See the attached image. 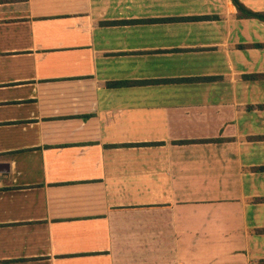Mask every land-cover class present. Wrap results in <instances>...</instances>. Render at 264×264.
<instances>
[{
	"label": "crops",
	"instance_id": "1",
	"mask_svg": "<svg viewBox=\"0 0 264 264\" xmlns=\"http://www.w3.org/2000/svg\"><path fill=\"white\" fill-rule=\"evenodd\" d=\"M238 1L263 17L0 4V264H264V0Z\"/></svg>",
	"mask_w": 264,
	"mask_h": 264
},
{
	"label": "trees",
	"instance_id": "2",
	"mask_svg": "<svg viewBox=\"0 0 264 264\" xmlns=\"http://www.w3.org/2000/svg\"><path fill=\"white\" fill-rule=\"evenodd\" d=\"M24 1H26V0H0V4L17 3V2H24ZM233 2L235 3V6L238 8L239 12L244 13L246 16L259 17V18L263 17L260 14H255V13H252V12L248 11L247 9H245L243 7V5L239 3L238 0H233ZM111 86H116L117 87V86H120V83H113V84H111ZM213 141H211V142H213Z\"/></svg>",
	"mask_w": 264,
	"mask_h": 264
},
{
	"label": "water",
	"instance_id": "3",
	"mask_svg": "<svg viewBox=\"0 0 264 264\" xmlns=\"http://www.w3.org/2000/svg\"><path fill=\"white\" fill-rule=\"evenodd\" d=\"M1 166V165H0ZM0 172H2L1 170H0Z\"/></svg>",
	"mask_w": 264,
	"mask_h": 264
}]
</instances>
